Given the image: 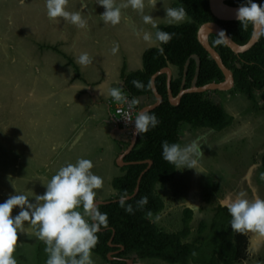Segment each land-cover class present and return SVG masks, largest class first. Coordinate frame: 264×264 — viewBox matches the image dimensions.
Instances as JSON below:
<instances>
[{
	"label": "rangeland",
	"instance_id": "obj_1",
	"mask_svg": "<svg viewBox=\"0 0 264 264\" xmlns=\"http://www.w3.org/2000/svg\"><path fill=\"white\" fill-rule=\"evenodd\" d=\"M177 3L0 0V264H73L75 234L87 224L98 200L94 194L112 196L107 191L113 188L105 180L109 172L95 168L101 163L95 153H70L67 143L65 151L55 155L50 141L40 136L47 130L44 104L61 86L59 78L53 80L48 73L58 74L65 58L78 69L79 57L87 58L90 50L78 32H82L78 20L94 27L92 34L102 37V42L110 27L130 31L129 49L136 61L140 48L160 47L159 25L191 21L177 10ZM44 62L51 63V71ZM206 92L205 97L221 103L234 121L221 131L181 124L177 174L157 186L165 207L151 219L161 230L180 231L185 227L183 210L190 207L192 230L185 241L206 244L225 220L226 212L219 206L240 207L252 221L236 236L242 259L235 264H264V96L257 92L254 101L235 89ZM65 132L67 128L58 133L59 139ZM116 167L112 176L125 172ZM63 170L66 181L59 176ZM87 197L95 199L91 206L63 205L67 199L72 204ZM50 215H59L70 230L58 232L53 241L38 233ZM139 261L169 264L158 259ZM105 263L102 256L90 252L75 264Z\"/></svg>",
	"mask_w": 264,
	"mask_h": 264
},
{
	"label": "trees",
	"instance_id": "obj_2",
	"mask_svg": "<svg viewBox=\"0 0 264 264\" xmlns=\"http://www.w3.org/2000/svg\"><path fill=\"white\" fill-rule=\"evenodd\" d=\"M226 3L255 8L264 18V0H227ZM177 10L189 16L191 21L179 25H159L157 37L160 47L146 49L141 70L123 74V92L135 99L154 96L151 78L167 66L176 69L171 80L174 96L193 85L224 81L223 71L198 39L201 24L218 22L240 45L246 44L252 37L254 20L251 17L220 20L213 14L209 0H178ZM209 42L233 71V89L245 93L254 101L257 92L264 96V28L259 41L243 53H235L215 33L209 35ZM155 84L163 102L144 114L136 144L125 157L126 162L135 163L124 166V174L112 181L117 194L105 200L109 202L95 208V218L101 230L95 225L90 212L86 227L75 234L76 256L72 259L73 264L90 252L102 256L105 264H127V260L133 257L136 260L158 259L169 264H235L242 259V249L236 236L245 230L252 218L240 207L219 206L226 212L225 220L206 244L201 243L203 241H185L192 230L190 220L193 210L190 207L183 210L185 227L180 231L161 230L151 219L165 207L157 186L168 183L177 174L181 124L221 131L234 121V116L221 103L205 97L207 92L186 93L180 103L174 105L168 95L167 74L158 75ZM147 160H152V164ZM142 172L139 190L134 195ZM129 196L132 197L121 200ZM94 201L87 197L80 203L74 201L71 204L67 199L63 205L91 206ZM61 231L70 230L62 224L59 215H50L38 229L39 234L49 236ZM110 252H113V259L109 257Z\"/></svg>",
	"mask_w": 264,
	"mask_h": 264
},
{
	"label": "crops",
	"instance_id": "obj_3",
	"mask_svg": "<svg viewBox=\"0 0 264 264\" xmlns=\"http://www.w3.org/2000/svg\"><path fill=\"white\" fill-rule=\"evenodd\" d=\"M87 23L84 20H78V29L82 28V32L80 30L78 32L82 34L83 42L89 44L88 47L85 46L86 50L90 49L86 55L87 58L79 57L78 65L80 64V67L74 69L70 66L72 61L65 58L58 74L48 73L53 80H55L54 77L59 78L61 86L44 104L46 113L43 123L47 125V130H44L43 134L40 133V136L50 141L49 145L55 155L65 151L68 145L72 147V149H69L70 147L68 149L73 154L77 152L78 155H84L89 151L95 153L101 162L95 168L108 170L109 173L105 175V180L112 186L113 179L117 177L111 175L113 169L118 166L123 170V167L128 165L124 164L121 158L130 149L132 140L123 134L120 126L113 120V111L108 100L123 91L124 73L130 72L135 67L142 66L141 68H143V54L148 48H140L137 51L140 58L136 57L139 59L135 61V57L131 56L129 49L132 35L129 34L130 31H121L116 27H110L103 36L104 41L102 42V37L92 34L91 30H94V27ZM132 32L133 30H131ZM75 43L78 45L80 42L75 40ZM57 55H60L61 58L64 57L58 53ZM126 57H128L127 61ZM43 65L48 71H51V63L44 62ZM171 69L172 75L175 76V67L171 66ZM155 101V95L137 98V103L141 108ZM61 125L62 128H60ZM40 126L43 127L42 123ZM59 128L60 131H58ZM63 128H67V134L65 132L63 139H59L58 133ZM67 143L68 145L65 147ZM125 157L123 161H125ZM64 173L65 170L62 174L60 172L59 176L66 181L68 178H65ZM107 193L108 195L112 193L109 198H113L117 191L113 188L109 189ZM94 198L100 201L109 199L100 193L94 194ZM66 214L68 213L66 212ZM85 215L86 212L83 216L85 217ZM53 237L54 235L50 236L51 241L54 240Z\"/></svg>",
	"mask_w": 264,
	"mask_h": 264
},
{
	"label": "water",
	"instance_id": "obj_4",
	"mask_svg": "<svg viewBox=\"0 0 264 264\" xmlns=\"http://www.w3.org/2000/svg\"><path fill=\"white\" fill-rule=\"evenodd\" d=\"M209 1H210V8L213 14L220 20H242L244 18L251 17L254 20V30H253L251 39L246 44L240 45L233 40V38L225 31V29L218 22L209 21V22H205L201 24L198 30V39L200 43L202 44V46L209 52L211 57L217 62L218 66L223 71L225 75L224 81L211 82L203 86L193 85L190 88L182 89L177 96H174L172 89H171V80L173 76L171 67L167 66V67L162 68L158 72H156L151 78V86H152L153 93L156 97V101L140 109L136 133H135L134 138L132 139L131 147L125 154L122 155V158H121L124 164L135 163V162H125L123 160L126 154L130 153V151L133 149V147L136 144L139 129H140L144 114L150 110L157 108L163 102V96L159 93L156 87V84H155V79L158 75L163 74V73L167 74L168 95H169V99L171 103L174 105L180 103L182 97L186 93L206 92V91H211V90L228 91L232 89L235 85V78H234L233 71L225 65L221 54L217 51V49H215L210 44L209 35L211 33L220 35L223 41L225 42V44L228 47H230L235 53H238V54L248 51L259 41L262 30L264 28V18L259 10L252 8V7H248V6H232L226 3L227 0H209ZM147 162H149V164H152V160H147ZM144 172H142V174L140 175V178L138 180V186L135 190L134 195L139 190V184H140V181H141V178ZM131 197L132 196L121 198V200H125ZM107 202L109 201L97 200L92 205V210H91L92 219L99 230L101 229L99 228L98 223L95 218V208L97 205L107 203ZM112 255H113V252L109 254V257L111 259H113ZM127 262L129 264H142V263H133L129 259L127 260Z\"/></svg>",
	"mask_w": 264,
	"mask_h": 264
},
{
	"label": "built area",
	"instance_id": "obj_5",
	"mask_svg": "<svg viewBox=\"0 0 264 264\" xmlns=\"http://www.w3.org/2000/svg\"><path fill=\"white\" fill-rule=\"evenodd\" d=\"M113 109V120L127 138H133L139 118L138 103L134 97L123 93L108 100Z\"/></svg>",
	"mask_w": 264,
	"mask_h": 264
},
{
	"label": "clouds",
	"instance_id": "obj_6",
	"mask_svg": "<svg viewBox=\"0 0 264 264\" xmlns=\"http://www.w3.org/2000/svg\"><path fill=\"white\" fill-rule=\"evenodd\" d=\"M169 67H171V66H169ZM234 88V87H233ZM232 88V89H233ZM231 90V89H230ZM212 91V90H211ZM123 93H125V92H122L121 94H123ZM127 94V93H126ZM120 95V94H119ZM136 101H137V98H136ZM138 108H139V111H140V109H141V107L139 106V104H138ZM135 136V135H134ZM134 136H133V138H134ZM133 138H129V140H132ZM111 253V252H110ZM130 261H132L133 263H140V261L139 260H133V259H129ZM139 261V262H138ZM128 263V262H127Z\"/></svg>",
	"mask_w": 264,
	"mask_h": 264
},
{
	"label": "flooded vegetation",
	"instance_id": "obj_7",
	"mask_svg": "<svg viewBox=\"0 0 264 264\" xmlns=\"http://www.w3.org/2000/svg\"><path fill=\"white\" fill-rule=\"evenodd\" d=\"M127 264H129V263H127Z\"/></svg>",
	"mask_w": 264,
	"mask_h": 264
}]
</instances>
